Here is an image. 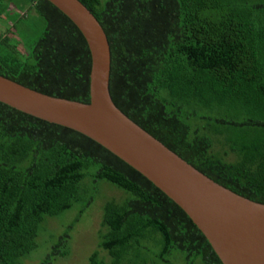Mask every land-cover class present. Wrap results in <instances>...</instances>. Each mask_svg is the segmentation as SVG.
<instances>
[{
    "label": "trees",
    "instance_id": "1",
    "mask_svg": "<svg viewBox=\"0 0 264 264\" xmlns=\"http://www.w3.org/2000/svg\"><path fill=\"white\" fill-rule=\"evenodd\" d=\"M79 1L106 33L116 107L216 183L264 204V0ZM30 11L45 23L36 40ZM0 22V76L90 102V51L68 17L48 0H0ZM100 181L126 197L105 204L88 264H175V254L185 264H222L187 214L139 172L90 138L2 103L0 264H23L47 218L80 203L39 264L65 257Z\"/></svg>",
    "mask_w": 264,
    "mask_h": 264
},
{
    "label": "water",
    "instance_id": "2",
    "mask_svg": "<svg viewBox=\"0 0 264 264\" xmlns=\"http://www.w3.org/2000/svg\"><path fill=\"white\" fill-rule=\"evenodd\" d=\"M83 35L91 55L90 102L52 97L0 76V103L95 141L179 206L222 264H264V204L216 183L129 119L109 91L106 33L79 0H48Z\"/></svg>",
    "mask_w": 264,
    "mask_h": 264
},
{
    "label": "rangeland",
    "instance_id": "3",
    "mask_svg": "<svg viewBox=\"0 0 264 264\" xmlns=\"http://www.w3.org/2000/svg\"><path fill=\"white\" fill-rule=\"evenodd\" d=\"M10 10L16 11V9L12 6H10ZM28 20H30L29 23L31 24L27 25L28 22H26V25L32 27L31 36L34 31V35L31 40H36L44 31L45 23L32 11H30V17ZM5 30V26L0 22V33ZM19 50L22 55L27 53L26 49L22 45L19 46ZM227 116L230 118L231 114L228 113ZM84 184L89 187L90 193L93 194L94 186L91 180L86 179L83 182V185ZM94 196V202L84 212L80 221L75 225L73 231L71 232V238L67 245V255L65 257L54 259L53 264H88L91 254L99 250V231L101 230L100 224L103 218L104 206L111 200L120 202L124 199V197H126V194L113 185L105 181H100L96 185ZM81 208L82 204L78 203L74 205L72 209L64 212L60 216L47 218L45 223L42 225L37 239L38 248L24 259L23 264H39L44 259L46 254L49 253L51 245L55 242L58 236H60L66 230L67 226L78 216ZM101 255L106 256L105 252H101ZM171 261L175 264H185L182 257L178 254L171 257ZM148 264L155 263L149 262Z\"/></svg>",
    "mask_w": 264,
    "mask_h": 264
}]
</instances>
